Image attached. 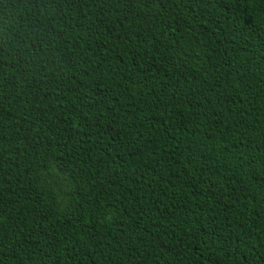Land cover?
I'll return each mask as SVG.
<instances>
[{"label": "trees", "instance_id": "trees-1", "mask_svg": "<svg viewBox=\"0 0 264 264\" xmlns=\"http://www.w3.org/2000/svg\"><path fill=\"white\" fill-rule=\"evenodd\" d=\"M0 264H264V0H0Z\"/></svg>", "mask_w": 264, "mask_h": 264}]
</instances>
